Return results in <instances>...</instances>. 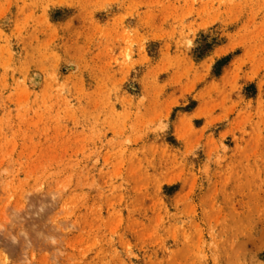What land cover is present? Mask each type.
<instances>
[{
  "label": "rangeland",
  "instance_id": "rangeland-1",
  "mask_svg": "<svg viewBox=\"0 0 264 264\" xmlns=\"http://www.w3.org/2000/svg\"><path fill=\"white\" fill-rule=\"evenodd\" d=\"M0 264H264V0H0Z\"/></svg>",
  "mask_w": 264,
  "mask_h": 264
}]
</instances>
